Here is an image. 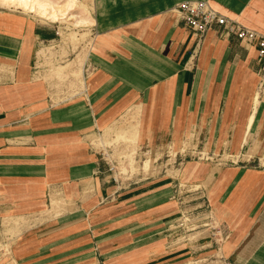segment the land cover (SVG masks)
I'll return each mask as SVG.
<instances>
[{
    "label": "crops",
    "instance_id": "obj_1",
    "mask_svg": "<svg viewBox=\"0 0 264 264\" xmlns=\"http://www.w3.org/2000/svg\"><path fill=\"white\" fill-rule=\"evenodd\" d=\"M184 1L264 35V0H93L83 87L63 101L36 72L55 27L0 5V216L22 228L7 264H264V60L219 27L197 45ZM131 110L143 144L192 137L213 162L119 185L93 140Z\"/></svg>",
    "mask_w": 264,
    "mask_h": 264
},
{
    "label": "rangeland",
    "instance_id": "obj_2",
    "mask_svg": "<svg viewBox=\"0 0 264 264\" xmlns=\"http://www.w3.org/2000/svg\"><path fill=\"white\" fill-rule=\"evenodd\" d=\"M53 1L58 2L60 0ZM78 1L80 2L81 0ZM81 2L82 7L85 6L84 9H88L86 11L92 17L93 4L85 3V0ZM90 4L91 6H87ZM73 13L76 14L77 11ZM31 15L36 20L55 27L54 40L39 47L38 52L42 51V53H38L39 62L36 72L38 76L45 78L44 80L49 83L51 90L55 92V96L51 93L52 100L54 101L56 97V101H63L65 98L72 96L75 90L83 87V65L89 56L93 43L91 27H76L73 25V20H60L51 23V21H44L38 18L33 13ZM62 67H65V70H62ZM0 75H2L1 72ZM260 81L262 88H264V75ZM263 91L264 89H260L259 93L261 94ZM124 124V121L120 119L111 134L105 136L102 131L97 134V138L94 140V144L98 145L97 148L105 154L111 164L110 166L113 168L111 173H113L119 185L123 184L122 186H126L138 179L154 177L178 179L188 162H209L210 160L213 162V159H210L207 155L206 149H201L203 145L188 136L178 141L156 144L154 146L143 144L141 138L137 137L136 143L132 144L129 137H127V133L126 135L124 134L125 137H120L121 132L125 133L123 130L127 128V125L124 126ZM245 147L251 158L252 154L262 146L255 143V145L249 144ZM235 155L237 154L224 156L217 161L220 164L225 160L237 162L242 160L241 155L237 157ZM130 156L133 157V164L128 163ZM250 158L249 160H251ZM146 160L151 161L147 168L144 167ZM180 188L183 189L182 192L187 194V186H181ZM193 188L198 189L196 187ZM1 218L0 216V264H7L11 248L16 244L22 228L11 230L9 224H2ZM11 222L15 224L17 221L13 220ZM218 261L219 256H214L208 260L193 259L185 264H219Z\"/></svg>",
    "mask_w": 264,
    "mask_h": 264
},
{
    "label": "bare ground",
    "instance_id": "obj_3",
    "mask_svg": "<svg viewBox=\"0 0 264 264\" xmlns=\"http://www.w3.org/2000/svg\"><path fill=\"white\" fill-rule=\"evenodd\" d=\"M80 2L78 0H60L58 2L53 0H0V5L5 7H14L16 9H21L25 12L33 13L36 16L44 20L51 21L53 23L58 22L60 20H64V21L73 20L74 26L87 28L89 27V24L92 21L88 19V17L90 16V14L86 11L88 9H84L85 6L82 7L81 4L82 2L81 3ZM86 2L93 4V0H85V3ZM87 6H91V4ZM76 11H77L76 14L73 13ZM38 53L40 54L42 53V51ZM62 70H65V67H62ZM257 105L258 102L256 103L253 112H255ZM252 115L250 117L249 124L251 122ZM121 120L124 121L125 123L124 126L127 125V128L123 130L125 133L121 132L120 137L122 136L125 137L124 134L126 135L127 133L128 134L127 137H129L130 142H132V144H135L138 137L137 111L135 110L129 111L121 118ZM118 122L119 120L117 122H114L111 126L105 128L103 130V135L107 136L108 134H111L113 132L114 126H116ZM93 142L95 141L93 140ZM246 143L247 141L245 140L243 143L244 144L243 147L246 145ZM262 161H264V159ZM133 162H134L133 157L130 156L128 163L133 164ZM150 163H151L150 160H146L144 162V167L147 168V166H149ZM50 198H51V208L48 214L57 215L59 214V212L64 210L65 201L61 197H59L55 193H52V196ZM13 220L16 221L17 219L14 217L3 218L2 224L8 225L10 221Z\"/></svg>",
    "mask_w": 264,
    "mask_h": 264
},
{
    "label": "built area",
    "instance_id": "obj_4",
    "mask_svg": "<svg viewBox=\"0 0 264 264\" xmlns=\"http://www.w3.org/2000/svg\"><path fill=\"white\" fill-rule=\"evenodd\" d=\"M176 12L185 26L196 37L197 45L204 41L205 34L214 27L235 36L241 43L255 46L258 60H264V35L242 26L236 20L227 19L213 10L205 1H184L178 4ZM56 35H58L56 33ZM110 171L113 168L110 166ZM216 231V226L212 228ZM221 233L220 230L216 231Z\"/></svg>",
    "mask_w": 264,
    "mask_h": 264
}]
</instances>
